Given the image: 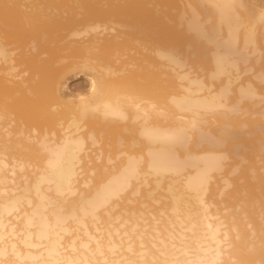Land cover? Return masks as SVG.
Returning a JSON list of instances; mask_svg holds the SVG:
<instances>
[{
    "label": "bare ground",
    "instance_id": "6f19581e",
    "mask_svg": "<svg viewBox=\"0 0 264 264\" xmlns=\"http://www.w3.org/2000/svg\"><path fill=\"white\" fill-rule=\"evenodd\" d=\"M0 264H264V0H0Z\"/></svg>",
    "mask_w": 264,
    "mask_h": 264
}]
</instances>
